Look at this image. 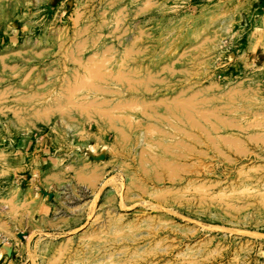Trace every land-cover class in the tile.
Here are the masks:
<instances>
[{
	"label": "rangeland",
	"instance_id": "1",
	"mask_svg": "<svg viewBox=\"0 0 264 264\" xmlns=\"http://www.w3.org/2000/svg\"><path fill=\"white\" fill-rule=\"evenodd\" d=\"M0 264H264V0H0Z\"/></svg>",
	"mask_w": 264,
	"mask_h": 264
},
{
	"label": "bare ground",
	"instance_id": "2",
	"mask_svg": "<svg viewBox=\"0 0 264 264\" xmlns=\"http://www.w3.org/2000/svg\"><path fill=\"white\" fill-rule=\"evenodd\" d=\"M124 103V102H123ZM126 104H127V102H126ZM181 105V104H180ZM117 106H119V105H117ZM86 114V113H85ZM112 114V113H111ZM185 115V114H184ZM188 117V116H187ZM191 117V116H190ZM108 118V117H107ZM203 127V126H202ZM117 129H119V128H117ZM121 129V128H120ZM123 133V132H122Z\"/></svg>",
	"mask_w": 264,
	"mask_h": 264
}]
</instances>
